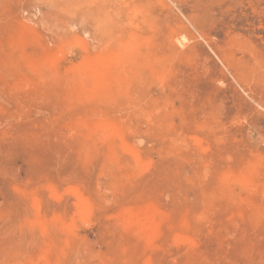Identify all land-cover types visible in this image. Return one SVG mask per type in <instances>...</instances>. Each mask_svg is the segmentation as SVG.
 <instances>
[{"label":"rangeland","instance_id":"1","mask_svg":"<svg viewBox=\"0 0 264 264\" xmlns=\"http://www.w3.org/2000/svg\"><path fill=\"white\" fill-rule=\"evenodd\" d=\"M0 264H264V0H0Z\"/></svg>","mask_w":264,"mask_h":264},{"label":"bare ground","instance_id":"2","mask_svg":"<svg viewBox=\"0 0 264 264\" xmlns=\"http://www.w3.org/2000/svg\"><path fill=\"white\" fill-rule=\"evenodd\" d=\"M49 53V52H48ZM87 54V53H86ZM59 60V59H58ZM41 65L44 66L45 65H50L53 67V69L58 70L60 67V62L57 61L54 57L47 55H44L43 60L41 59ZM120 60L119 59H114L111 56H94L91 57L89 55H85L83 62L80 65V78L78 79L77 82L80 81V84L85 87V92L87 89H90V91L95 90V89H99L100 91L103 90L105 92H109L111 91V89L114 87L115 89L117 88L116 85L121 82V79H125L127 76H125L127 74V72H122L123 70L120 67ZM139 67V66H138ZM137 67V68H138ZM77 68V67H74ZM141 69V68H140ZM76 69H74L73 72H75ZM78 70V69H77ZM53 71V70H52ZM69 71V70H68ZM66 71V72H68ZM54 72V71H53ZM59 71H57L58 73ZM69 73V72H68ZM126 73V74H125ZM132 73V72H131ZM77 74V75H79ZM125 74V75H124ZM130 75V74H129ZM56 76V75H55ZM73 76V75H72ZM132 76V75H131ZM135 76V75H134ZM79 77V76H76ZM138 77V76H136ZM141 77V76H139ZM129 79H132V77H129ZM82 80V81H81ZM124 81V80H123ZM123 83V82H121ZM125 83V82H124ZM121 85V86H126L128 82H126V84ZM79 84V85H80ZM77 85V84H76ZM77 85V87L79 86ZM80 86V87H82ZM120 87V86H119ZM87 88V89H86ZM121 88V87H120ZM82 89V88H81ZM115 89H113L111 91L110 94H112L113 92H115ZM119 89V88H118ZM81 91V90H80ZM88 91V90H87ZM84 92V91H83ZM95 92H98L95 90ZM81 93V92H80ZM89 94V93H88ZM101 93L99 92V95ZM77 95V94H76ZM91 95V93L89 94ZM92 96V95H91ZM109 97L110 95H106L105 94V98ZM90 98V97H89ZM88 98V99H89ZM108 99V98H107ZM143 115V114H142ZM128 118V117H127ZM126 118V119H127ZM83 121V120H82ZM124 121V120H123ZM77 122V121H76ZM125 122V121H124ZM90 124V122H89ZM91 124L94 125L96 128H100L102 131H104L105 133H107L108 135L115 137L114 140L116 138H119V141L122 137V133H121V129L122 126L120 124L111 122L110 120L107 121H103V120H99V119H92L91 118ZM84 127V126H83ZM87 127V125H86ZM88 128V127H87ZM93 128V127H92ZM91 128V131H92ZM94 130V129H93ZM90 131V132H91ZM93 132V131H92ZM100 133V132H99ZM93 134V133H92ZM88 135V134H87ZM107 135V136H108ZM89 136V135H88ZM100 136V135H99ZM104 136V135H103ZM102 137V135H101ZM103 138V137H102ZM84 139V138H83ZM117 140V139H116ZM123 143V148L124 150L130 152V154L132 153L136 158L135 160H137L138 162L141 161V156H140V152H138L137 150H135L134 147H132L131 145L122 142ZM114 148V147H113ZM127 153V152H125ZM244 176V175H243ZM247 176V175H245ZM244 176V177H245ZM243 177V178H244ZM248 177V176H247ZM240 179V178H239ZM236 180L237 184H238V180ZM242 179V177H241ZM247 179V178H246ZM240 182V180H239ZM241 183V182H240ZM248 184V183H247ZM240 185V184H239ZM247 186V185H245ZM242 187V186H241ZM244 188V187H242ZM246 189V188H245ZM74 193V192H73ZM74 200V199H73ZM82 201V200H81ZM85 205V203H84ZM86 206H88V202L86 203ZM89 210V207L87 208ZM86 209V210H87ZM153 213L151 210H148L147 212H145L144 216L146 217V220L152 221V214ZM79 215V214H78ZM151 223H147V226H150ZM62 228V227H61Z\"/></svg>","mask_w":264,"mask_h":264}]
</instances>
